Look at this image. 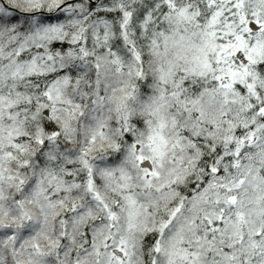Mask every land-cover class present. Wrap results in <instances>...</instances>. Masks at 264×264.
I'll list each match as a JSON object with an SVG mask.
<instances>
[{"label": "snow or ice", "instance_id": "1", "mask_svg": "<svg viewBox=\"0 0 264 264\" xmlns=\"http://www.w3.org/2000/svg\"><path fill=\"white\" fill-rule=\"evenodd\" d=\"M0 264H264V0H0Z\"/></svg>", "mask_w": 264, "mask_h": 264}]
</instances>
